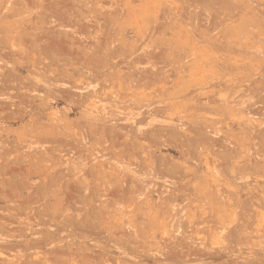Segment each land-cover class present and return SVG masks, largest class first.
Wrapping results in <instances>:
<instances>
[{
    "label": "rangeland",
    "instance_id": "obj_1",
    "mask_svg": "<svg viewBox=\"0 0 264 264\" xmlns=\"http://www.w3.org/2000/svg\"><path fill=\"white\" fill-rule=\"evenodd\" d=\"M0 264H264V0H0Z\"/></svg>",
    "mask_w": 264,
    "mask_h": 264
}]
</instances>
